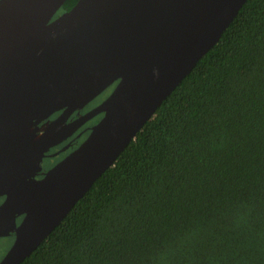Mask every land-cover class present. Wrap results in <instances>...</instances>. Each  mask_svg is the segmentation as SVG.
Masks as SVG:
<instances>
[{"label": "water", "instance_id": "obj_1", "mask_svg": "<svg viewBox=\"0 0 264 264\" xmlns=\"http://www.w3.org/2000/svg\"><path fill=\"white\" fill-rule=\"evenodd\" d=\"M65 1L0 0V238L15 231L0 264H22L39 247L247 0H78L55 17ZM112 86L85 115H103L86 139L32 180L53 147L35 127Z\"/></svg>", "mask_w": 264, "mask_h": 264}, {"label": "trees", "instance_id": "obj_2", "mask_svg": "<svg viewBox=\"0 0 264 264\" xmlns=\"http://www.w3.org/2000/svg\"><path fill=\"white\" fill-rule=\"evenodd\" d=\"M180 237L174 264H264V0L244 3L22 264H146Z\"/></svg>", "mask_w": 264, "mask_h": 264}, {"label": "flooded vegetation", "instance_id": "obj_3", "mask_svg": "<svg viewBox=\"0 0 264 264\" xmlns=\"http://www.w3.org/2000/svg\"><path fill=\"white\" fill-rule=\"evenodd\" d=\"M113 88L114 86L108 89L110 90V93L113 90ZM107 96L101 94L92 102H90L86 107H84L82 110L73 112L68 117L63 116L62 113L64 111L61 110L50 116L47 120L39 123L35 127L37 136L43 134L44 135L48 134L50 136L49 141L53 144V147H51L48 150V152L45 153V157H43L41 164L42 169L36 174H34L33 178H31L32 180L35 181L41 180L47 171H49L53 166H55L63 158L69 155L86 139V137L90 132V129L97 122H99V120L102 118L103 115L99 114L89 120L85 119L86 118L85 115H87L88 112H90L93 108H95L103 100H105ZM36 141H40V139H36ZM4 200L5 197L0 198V206L3 204ZM23 218H24L23 215L16 218V227L22 222ZM14 237H15V231L13 230L12 232H10L8 236L1 237L0 239L10 238L12 239V244H13ZM2 258H0V261L2 260Z\"/></svg>", "mask_w": 264, "mask_h": 264}, {"label": "clouds", "instance_id": "obj_4", "mask_svg": "<svg viewBox=\"0 0 264 264\" xmlns=\"http://www.w3.org/2000/svg\"><path fill=\"white\" fill-rule=\"evenodd\" d=\"M182 244L183 237L178 238L175 243L162 244L147 258L146 264H174Z\"/></svg>", "mask_w": 264, "mask_h": 264}, {"label": "rangeland", "instance_id": "obj_5", "mask_svg": "<svg viewBox=\"0 0 264 264\" xmlns=\"http://www.w3.org/2000/svg\"><path fill=\"white\" fill-rule=\"evenodd\" d=\"M108 91L110 93V90H108ZM108 91L106 92V94L104 92V94H105L104 96H106L108 94ZM11 245H12V239H10V238L0 239V258H2L8 252Z\"/></svg>", "mask_w": 264, "mask_h": 264}]
</instances>
